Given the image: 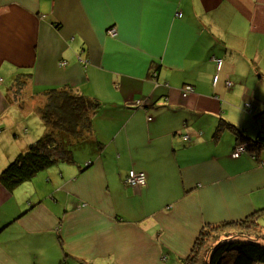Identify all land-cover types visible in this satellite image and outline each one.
Returning <instances> with one entry per match:
<instances>
[{
  "label": "crops",
  "instance_id": "1",
  "mask_svg": "<svg viewBox=\"0 0 264 264\" xmlns=\"http://www.w3.org/2000/svg\"><path fill=\"white\" fill-rule=\"evenodd\" d=\"M0 78V172L44 135L45 89L101 102L75 162L0 183V264H181L205 223L264 208V147L217 131L264 139V0H0Z\"/></svg>",
  "mask_w": 264,
  "mask_h": 264
},
{
  "label": "trees",
  "instance_id": "2",
  "mask_svg": "<svg viewBox=\"0 0 264 264\" xmlns=\"http://www.w3.org/2000/svg\"><path fill=\"white\" fill-rule=\"evenodd\" d=\"M25 80L20 74L15 79L17 86ZM42 95L38 110L46 131L0 172V183L9 191L61 161L75 162L74 148L93 135V116L101 107L98 99L75 91L71 85L47 88ZM225 128L235 133L236 146L243 144L246 152L259 156L263 136L251 138L234 123L221 119L217 131ZM235 149L233 158L245 153L235 157ZM263 213L261 208L240 219L205 223L181 264H264V226L259 221Z\"/></svg>",
  "mask_w": 264,
  "mask_h": 264
},
{
  "label": "built area",
  "instance_id": "3",
  "mask_svg": "<svg viewBox=\"0 0 264 264\" xmlns=\"http://www.w3.org/2000/svg\"><path fill=\"white\" fill-rule=\"evenodd\" d=\"M178 16H181V12L177 13ZM110 33L113 35L115 33L114 29L110 30ZM218 71L222 68L223 61L221 58H216ZM219 75H215L214 81L215 83L218 81ZM228 85L230 86L232 83L231 81H227ZM194 90L192 85H186L182 95L186 97L189 93H191ZM247 108L250 109L252 107V104L250 102L246 103ZM188 137V136H186ZM246 152L245 145H238L236 146L234 156L238 157L241 153ZM147 181V173L145 171H137L134 169H130L126 176H125V183L130 186H144Z\"/></svg>",
  "mask_w": 264,
  "mask_h": 264
},
{
  "label": "clouds",
  "instance_id": "4",
  "mask_svg": "<svg viewBox=\"0 0 264 264\" xmlns=\"http://www.w3.org/2000/svg\"><path fill=\"white\" fill-rule=\"evenodd\" d=\"M181 15H182V13H181ZM178 16V15H177ZM112 29H114V28H112ZM112 29H110V30H112ZM110 30H109V34H111L110 33ZM114 31H115V29H114ZM116 33H114L113 35H115ZM112 35V34H111ZM62 63V62H61ZM1 79V78H0Z\"/></svg>",
  "mask_w": 264,
  "mask_h": 264
},
{
  "label": "rangeland",
  "instance_id": "5",
  "mask_svg": "<svg viewBox=\"0 0 264 264\" xmlns=\"http://www.w3.org/2000/svg\"><path fill=\"white\" fill-rule=\"evenodd\" d=\"M75 150H76V149L74 148V151H75ZM7 165H8V164H7ZM7 165H6V166H7ZM259 221H260V223H261V220H260V219H259Z\"/></svg>",
  "mask_w": 264,
  "mask_h": 264
},
{
  "label": "bare ground",
  "instance_id": "6",
  "mask_svg": "<svg viewBox=\"0 0 264 264\" xmlns=\"http://www.w3.org/2000/svg\"><path fill=\"white\" fill-rule=\"evenodd\" d=\"M241 145V144H240ZM243 145V144H242ZM236 147V146H235Z\"/></svg>",
  "mask_w": 264,
  "mask_h": 264
}]
</instances>
